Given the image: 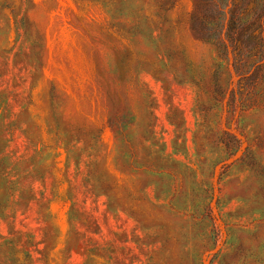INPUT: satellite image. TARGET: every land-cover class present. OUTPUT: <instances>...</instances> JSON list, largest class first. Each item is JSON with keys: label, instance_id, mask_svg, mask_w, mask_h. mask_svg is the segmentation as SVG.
Masks as SVG:
<instances>
[{"label": "rangeland", "instance_id": "374dc122", "mask_svg": "<svg viewBox=\"0 0 264 264\" xmlns=\"http://www.w3.org/2000/svg\"><path fill=\"white\" fill-rule=\"evenodd\" d=\"M193 6L0 0V264H264V72Z\"/></svg>", "mask_w": 264, "mask_h": 264}, {"label": "trees", "instance_id": "16d2710c", "mask_svg": "<svg viewBox=\"0 0 264 264\" xmlns=\"http://www.w3.org/2000/svg\"><path fill=\"white\" fill-rule=\"evenodd\" d=\"M243 5L242 0H194L189 15L195 37L210 43L217 58L228 63L238 78V88L257 85L259 73L264 72V21L245 19L241 15ZM222 143L231 150L226 141ZM238 148L239 144L233 152ZM243 162L252 169L258 166L255 159Z\"/></svg>", "mask_w": 264, "mask_h": 264}]
</instances>
